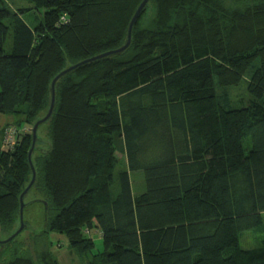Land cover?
Instances as JSON below:
<instances>
[{
    "label": "trees",
    "instance_id": "obj_1",
    "mask_svg": "<svg viewBox=\"0 0 264 264\" xmlns=\"http://www.w3.org/2000/svg\"><path fill=\"white\" fill-rule=\"evenodd\" d=\"M141 2L0 0V114L18 117L11 146L12 126L0 131L6 238L53 78L123 46ZM248 75V100L232 107L226 92ZM54 96L25 195L45 203L43 229L27 247L20 234L0 245V264H59L30 249L50 233L89 264H264V239L240 245L241 233L264 232V0H149L127 49L62 76Z\"/></svg>",
    "mask_w": 264,
    "mask_h": 264
},
{
    "label": "rangeland",
    "instance_id": "obj_2",
    "mask_svg": "<svg viewBox=\"0 0 264 264\" xmlns=\"http://www.w3.org/2000/svg\"><path fill=\"white\" fill-rule=\"evenodd\" d=\"M14 5H11L13 8L16 6H28V4L20 1L13 2ZM149 13L147 14V17ZM248 76H245L242 81L232 88H229L226 92L228 95V99L232 107L238 108L240 107L241 101L248 100V93H247V83H248ZM218 94H222V89L220 87L216 88ZM18 117L12 115H3L0 114V131L2 128L9 124V127L12 126L11 124H16L15 122L18 120ZM14 126H12L13 128ZM24 130L29 131V126H23ZM30 132V131H29ZM40 135L42 136L45 132V126H41L39 128ZM130 181L132 186V193L134 195H138L145 190L144 184V177L143 173L132 172L130 173ZM38 196L31 192L29 193L24 201L27 203L33 199H36ZM23 220L27 225V228L24 229L19 233L20 236L18 237V241L23 243L26 247L28 246L27 241H30V237H33V234L40 232L43 229V221H44V206L41 203L34 202L27 205L23 212ZM18 229V228H16ZM33 233V234H32ZM18 234V235H19ZM94 239L96 248L94 249L93 253H98L101 251V242L98 239L97 233L94 231ZM7 235H0V241L4 240ZM264 239V232L258 231H246L241 233L240 235V245L243 249H251L258 245V243ZM38 245L36 248L35 245H31V251H40L48 247L49 251L52 255L57 259L59 264H89L88 258L85 256H80L78 253H75L72 249L68 247V242L65 236L57 234V233H50L47 236L37 237Z\"/></svg>",
    "mask_w": 264,
    "mask_h": 264
},
{
    "label": "water",
    "instance_id": "obj_3",
    "mask_svg": "<svg viewBox=\"0 0 264 264\" xmlns=\"http://www.w3.org/2000/svg\"><path fill=\"white\" fill-rule=\"evenodd\" d=\"M149 2V0H142V2L138 5V7L136 8L133 16L131 17L128 27H127V33H126V42L123 46H121L118 49H114V50H109L106 52H103L101 54H98L96 56H92L90 58H87L83 61H80L72 66L67 67L66 69H64L63 71H61L60 73H58L52 80L51 85H50V91H51V102H50V106H49V110L47 112V114L40 120H38L37 122L34 123V125L31 128V134H32V142H31V147L28 151L27 154V161L30 167V171H31V179L30 182L28 183V185L26 186V188L22 191V193L19 195V227L18 229L8 238L1 240L0 241V245H4L8 242H10L12 239H14L25 227V224L23 222V212L24 209L27 207V205H29L31 202H24V197L27 194V192L31 189V187L34 184L35 181V170L32 164V160H31V155L34 149V145H35V141H36V132H37V128L40 124H42L43 122H45L51 115L53 107H54V99H55V83L64 75L70 73L71 71L77 69L80 66H83L85 64L100 60L102 58L105 57H110L112 55H116V54H120L122 53L124 50L127 49V47L130 44L131 41V32H132V28L136 22V20L138 19V17L140 16L142 10L144 9V7L147 5V3ZM45 206V203H44ZM46 208V207H45Z\"/></svg>",
    "mask_w": 264,
    "mask_h": 264
},
{
    "label": "built area",
    "instance_id": "obj_4",
    "mask_svg": "<svg viewBox=\"0 0 264 264\" xmlns=\"http://www.w3.org/2000/svg\"><path fill=\"white\" fill-rule=\"evenodd\" d=\"M13 128H7L6 129V133H5V136H4V147H9L13 144L14 142V133H13Z\"/></svg>",
    "mask_w": 264,
    "mask_h": 264
},
{
    "label": "crops",
    "instance_id": "obj_5",
    "mask_svg": "<svg viewBox=\"0 0 264 264\" xmlns=\"http://www.w3.org/2000/svg\"><path fill=\"white\" fill-rule=\"evenodd\" d=\"M95 231L97 233V236L99 237V231L98 230H95ZM0 235H3L1 231H0Z\"/></svg>",
    "mask_w": 264,
    "mask_h": 264
}]
</instances>
